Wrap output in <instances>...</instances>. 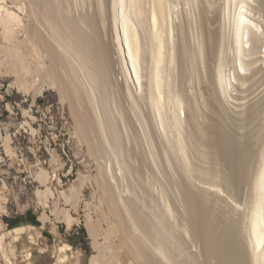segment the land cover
Instances as JSON below:
<instances>
[{
    "label": "rangeland",
    "instance_id": "rangeland-1",
    "mask_svg": "<svg viewBox=\"0 0 264 264\" xmlns=\"http://www.w3.org/2000/svg\"><path fill=\"white\" fill-rule=\"evenodd\" d=\"M238 1L171 0V38L177 55L173 64H164L169 70L163 119L153 106L144 63L142 85L129 81L130 90L125 91L124 77L117 72V82L111 81L105 92L93 90L104 118L98 132L94 130L97 134L90 132L92 141L86 142L77 133L70 99L61 97L58 85L51 82L48 51L27 36L25 27L32 16L25 0H0V231L10 229L8 243L18 237L24 242L18 245L16 259L7 264H29L23 254L33 241L38 250L55 254L54 264H135L119 244L121 233L104 201L102 176L122 195L120 204L132 192L138 197L145 222L166 232L187 264H202L204 248L201 241L183 233L189 218L183 195L200 194L209 187L207 203L213 217L220 226L232 228L236 263L255 262L245 235L251 209L259 202L264 205V188L257 189L254 183L257 172L264 170V0ZM241 5L258 27L240 39L235 35V17ZM211 121L217 129L213 139L220 141L217 169L203 158L207 151L200 143ZM103 137L108 143L104 153L97 149ZM65 213L71 217L69 224ZM139 237L151 243L147 232Z\"/></svg>",
    "mask_w": 264,
    "mask_h": 264
},
{
    "label": "bare ground",
    "instance_id": "bare-ground-1",
    "mask_svg": "<svg viewBox=\"0 0 264 264\" xmlns=\"http://www.w3.org/2000/svg\"><path fill=\"white\" fill-rule=\"evenodd\" d=\"M206 1H210V0H206ZM25 2L27 4L26 6L29 8L30 14L32 16V19L30 20L29 24L27 23L26 24L27 27H25L26 28L25 31H27L26 32L27 36L29 39H31L35 43L40 44L41 46L43 45L44 48H46V50L48 51V53L50 55L49 57H51V59H52L50 61H52V65H53L51 67L52 69H51L50 74H49L52 76L51 78H53V81H51V82H53V83L55 82L58 85L57 87H59V91L61 94L59 92L58 93L60 95H62L61 97H63L64 99L67 98L66 100L70 99V104H71L70 109L72 111L71 114L73 115V118L75 121V127L77 130V133H78L79 137H81V139H83L86 142H88V141L91 142L92 140L90 139V136H91L90 132L91 131L94 132L95 129H97V132H98V128L102 124V118H104V116H102V111L104 110V108H102L103 105L100 106L101 103H98V102H96V100H94L93 95H96L97 92L94 91L95 93L93 94L92 93L93 90L104 91V89H105V91H106V88L108 89L109 84L114 82V80L115 81L117 80L116 79V73L120 72V74L124 77V81L126 83L127 90L125 89V91H129L130 90L129 81H132V83H134V84L135 83L136 84L141 83V81H142L141 80L142 79V71L141 70H142V65L144 63L147 64V65H145V64L144 65L148 67V69H147L148 70L147 75L149 76L148 86L151 89L149 91H151V93H153V95H154L153 106L156 109V113L158 112L159 116L162 118L164 110L166 109L165 104H164L165 102L162 101V98H165L164 93H167L166 91H168V90L165 91V89L167 88L165 86L167 84L165 82L166 78H167L166 77L167 76L166 70H169V69H165L166 65H164V64L166 62H167L166 64H169V63L171 64V62L173 60H175V54H176L174 52V50L176 48L173 45V43H174L173 38H171V32H172V29H171L172 28L171 27L172 26L171 25V23H172L171 17L172 16L170 14L171 0H25ZM235 3H236V1H235ZM238 3L243 4L244 0H239ZM207 4H208V2H207ZM228 4H230V3H228ZM244 5L240 6V8L236 12V17H235V26H236L235 35H236V37H238L240 39H241V35H243L245 33V31L247 33L248 32H254L255 31L254 28L257 29V27H258L257 24H255V22H253L252 19L247 15V9H243L245 7ZM233 7H235V6H233ZM204 9H206V8H204ZM207 13H209V12L207 11ZM210 14H209V16H210ZM216 14H215V16H216ZM7 19H9V18H7ZM9 20H6V22H8ZM201 20H203V19H201ZM208 20H206V21H208ZM6 22H4V25ZM6 25H10V24L6 23ZM8 28H10L9 26H7V30H10ZM5 30H6V28H5ZM211 30L213 33V29H211ZM26 33H25V35H26ZM212 33L210 34V36L208 35V37H210L211 40H212V37H214L212 35ZM211 35H212V37H211ZM204 37H206V36H204ZM210 38H208L209 41H211ZM240 39H238L237 41H239ZM242 42H243V40H242ZM212 43H213V41H212ZM207 44H208V46L212 45L211 42H208ZM179 47H181V46H179ZM210 48H212V47H210ZM207 49H208V47H207ZM214 49H212V50H214ZM179 50H181V49H179ZM180 53H181V51H180ZM188 55H189V53H188ZM207 56H208V53H207ZM212 56H213V53H212ZM182 57H183V55H182ZM196 59H197V57H196ZM209 59H211V58H209ZM116 64H117V67H116ZM172 64H173V62H172ZM192 68H193V66H192ZM164 72H165V74H164ZM212 80H214V79H212ZM220 80H222V79H220ZM141 85H142V83H141ZM54 86H55V84H54ZM119 86H121V88H122L124 85H122V83H121V84H119ZM127 93H130V92H127ZM170 93H171V91H170ZM170 93H168V95H170ZM170 96H169V98H170ZM177 98H175V100ZM64 99H62V100H64ZM171 100H172V98H171ZM189 103H190V101H189ZM110 106H111V104H110ZM101 108L103 109L102 111H101ZM176 108H178V107H176ZM198 108H199V106H198ZM123 111H125V110H123ZM191 114H192V111H191ZM194 114H195V112H194ZM128 115L126 114V118ZM121 116L123 117V114H121ZM159 116H157V117H159ZM129 121H130V119H129ZM113 122H114V120H113ZM214 126L215 125H214L213 121H211L209 123L208 127H206L207 128L206 132H205L206 134H203V137L205 135L206 138L205 137H204V139L202 138L203 141L200 142V143L203 142V146L205 147V149L207 151V152H205L206 154L203 156V158H205V160L207 162H209V164H210L209 167H211V169L216 168L219 165V164L217 165V163L220 161L218 159L219 156L216 153V151H218L216 149V147L220 144V141L216 142V140L213 139L215 137V135H213V133H215L214 131L217 130V129L215 130ZM169 128H171V127H169ZM164 130H167V129H164ZM201 131H203V130H201ZM201 131H196V132L201 135ZM97 132L96 133L94 132V134H97ZM101 132H99V133H101ZM178 134H179V132H178ZM181 134H182V132H181ZM195 136H197V135H195ZM105 137H103V139L100 138L101 139L100 147H97V149L98 148L101 149L103 153L105 152L106 148L108 147L107 146L108 143L104 139ZM198 137L200 138L201 136H197V138ZM167 140H169V139H167ZM198 140H200V139H198ZM190 141H192V140H190ZM217 143H219V144H217ZM97 144H99V142ZM95 146L96 145H93V147L96 151ZM185 146H186V144H185ZM93 147H92V150H93ZM190 151H191V149H190ZM192 151H194V149ZM219 153H221V152H219ZM247 153H248V151H247ZM183 155L185 156V154H183ZM177 161H179V160H177ZM242 164H244V163H242ZM181 167H182V165H181ZM216 169H214V170L218 171ZM136 172H138V171H135L134 173H136ZM257 173H258L257 179L256 180L254 179L255 180L254 183H255V186L257 189H262V188H264V185H263L264 179L262 180V178L264 177V170L261 169V171H259ZM102 177H103L102 189H103L104 201L107 204V207L110 211V214L116 218L117 224H118V227H119V230L121 233V240H120L119 244H121L123 247H125L128 250V252L133 257L135 264H187V262H183L186 259L182 261V259H181L182 256L180 257V254L177 255L173 244L169 241V239L165 235L166 232L164 234L162 232V230L161 231H159V229L156 230L155 227L153 228L154 225L153 226L148 225V223L145 222V218H143L142 214L140 213L141 210L139 211V203L137 200L138 197H136V195L133 192H132L133 194L130 192L131 194L127 197L125 196V198L122 199V203L120 204L119 199H121L122 195H120V193L118 194L115 191L114 187L108 181H106L107 177L106 178L104 176H102ZM102 177H100V178H102ZM110 177H111V175H110ZM238 180H240V179H238ZM235 181L237 182V180H235ZM229 182H230V180H229ZM180 188H181V186H180ZM46 190H48V189L46 188ZM205 190L208 193L209 187H207ZM132 191H134V190H132ZM257 191L262 192L261 190H257ZM206 192H202L200 194H198V193L195 194L193 192L186 191L184 193L183 203L188 208V217L189 218H188V220L186 219L187 222H186V224H184L183 233L185 235L191 234V236H193L195 239H198V241L202 242L203 246H201V247L204 248V250H203L204 260H203L202 264H239V262L236 263L237 257L239 258V255L237 254V257H235V253H234V250H235V252H237V246H236V243H234L230 237L232 235V228L226 227L225 225L220 226L219 224H217L220 222H218V220H215V216L213 217V215H214L213 211L214 210L212 209L211 205L209 203H207ZM47 194H48L47 192L46 193L44 192L42 195V198L44 199L43 200L44 205H46L45 203H46V199H47L46 198ZM262 196L264 198V195H262ZM260 198H262V197H260ZM263 198L261 199L262 202L264 201ZM256 199H257V197L255 198V201H257ZM259 201H257V202H259ZM259 203H256L255 206L253 205L254 207H253V209H251V212H250V215L248 218L249 222L247 221L248 222V226H247L248 232H247V235H245V236H246V239L248 238V240H249V242H248V243H250L249 247H251L249 249L251 250L250 253L252 255L251 256L249 255V256L251 258L252 257L254 258V260H255L254 263L264 264V214H263V211H261V208L263 210L264 207H261L263 204L259 205ZM258 205L260 206V208ZM183 208H184V206H183ZM41 217L43 219H45V215H43ZM64 218L67 221V223L69 224L71 221V219H70L71 217L65 213ZM184 221H185V219H184ZM141 232H142V234H143V232H147L149 234V236L151 235L152 239H151V243L149 245H147L145 243L146 240L144 241L143 239H141L139 237V233L141 235ZM180 236H181V234H180ZM151 237H149V238H151ZM37 238H39L38 235H37ZM241 239H243V238H240V240ZM184 240H186V239H184ZM198 241L196 240L197 243H198ZM248 243H246V244H248ZM239 244H241V243H239ZM234 248H236V249H234ZM182 251H183V248H182ZM197 252H198V250H197ZM191 254H192V252H191ZM242 258H245V257H242ZM250 260H252V259H250ZM186 261H188V260H186ZM238 261H239V259H238ZM254 263L252 262V264H254ZM241 264H243V263L241 262Z\"/></svg>",
    "mask_w": 264,
    "mask_h": 264
},
{
    "label": "crops",
    "instance_id": "crops-1",
    "mask_svg": "<svg viewBox=\"0 0 264 264\" xmlns=\"http://www.w3.org/2000/svg\"><path fill=\"white\" fill-rule=\"evenodd\" d=\"M9 233L10 229L0 231V264H5L6 262L10 263L13 258L16 259L17 251H19L18 245L24 243L20 242L22 237H18L13 243H8L5 238ZM32 244L33 246L31 247V250L27 252L25 251L23 254V257H26L27 259L29 257V264H54L56 259L54 253L38 250L35 241H33ZM62 252L64 255L67 254V250L64 248L61 249V253Z\"/></svg>",
    "mask_w": 264,
    "mask_h": 264
},
{
    "label": "trees",
    "instance_id": "trees-1",
    "mask_svg": "<svg viewBox=\"0 0 264 264\" xmlns=\"http://www.w3.org/2000/svg\"><path fill=\"white\" fill-rule=\"evenodd\" d=\"M29 220L32 221V222H34V223H36L35 220H34V218H33V216H29Z\"/></svg>",
    "mask_w": 264,
    "mask_h": 264
}]
</instances>
